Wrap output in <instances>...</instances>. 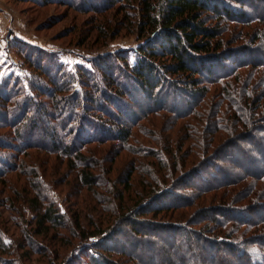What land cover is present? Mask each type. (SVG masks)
Instances as JSON below:
<instances>
[{
    "label": "trees",
    "instance_id": "obj_1",
    "mask_svg": "<svg viewBox=\"0 0 264 264\" xmlns=\"http://www.w3.org/2000/svg\"><path fill=\"white\" fill-rule=\"evenodd\" d=\"M57 1L95 13L115 5L123 18L130 16L128 24L134 23L137 35L148 39L145 46L136 49L139 56L131 66L120 52L94 58L92 71L78 67L77 76L61 69L53 77L42 65L32 64L37 72L29 84L35 91L24 94L20 101L12 102L11 94L5 99L13 105L4 107L12 115L13 107L19 109L25 101L17 120L4 117L14 134L23 137L29 130H40L42 137L28 143L62 160L73 173V180L93 193L97 210L102 206L107 210L100 213L106 216L103 221H110L107 227L97 224L89 231L79 219L71 225L52 205L40 206L36 197L35 201L29 198L37 211L36 234L66 228L75 238L96 236L97 242L91 247L107 254H126L124 247L116 246L123 244L118 239L122 238L129 245L136 244L137 250L143 249L137 254L133 249L127 253L137 264H147L143 261L146 255L149 261L151 255L161 259L160 251L162 264H264V204L251 205L252 215L247 208L249 202L264 200V138L257 134H264V9L260 8L264 0ZM239 40L241 43L234 45ZM16 45L19 50L42 52L26 42ZM174 95L177 104L190 101L198 108L193 112L197 115L193 117L195 123L188 122L183 138L189 142L185 153H193L187 169L186 161L167 143L160 152L130 144L132 127H137L140 119L126 99H134L144 116L145 111L166 109L163 101L174 100ZM36 114L38 119L33 117ZM26 127L28 130H24ZM108 142L156 160L139 164L144 193H139L136 204L126 208L120 204L123 195L115 191V182L108 177L110 169L105 166L106 160L112 162L119 152L99 157L89 147ZM217 160L234 164L241 171L236 175L221 168ZM208 169H215L218 175L206 176ZM175 172H179L177 177ZM130 177L129 173L128 180ZM110 194L117 196L119 203L111 201ZM205 194L212 195L211 205H197L191 212L173 216L165 225L141 217L186 211ZM259 211L262 213L255 216ZM139 233L142 238L135 239L133 234ZM147 236L158 240H146ZM227 255L232 261L225 260ZM89 258L92 264H100L99 259Z\"/></svg>",
    "mask_w": 264,
    "mask_h": 264
},
{
    "label": "rangeland",
    "instance_id": "obj_2",
    "mask_svg": "<svg viewBox=\"0 0 264 264\" xmlns=\"http://www.w3.org/2000/svg\"><path fill=\"white\" fill-rule=\"evenodd\" d=\"M47 1L36 3L29 0H0V264H92L89 257L99 259L100 264V260L110 261L113 264H137L127 257V253L133 249L132 252L136 251L137 254L143 249L137 250L136 244L131 242L132 245H129L122 238L118 239L123 244L117 242L116 246L124 247L126 254H107L101 249L94 250L91 247L94 242H97L96 236H89L87 239L75 238L66 228L50 230L47 235L36 234L37 224L34 212L37 213V211L34 210L29 198L34 200L36 197L37 204L39 203L40 206L52 205L64 217V221L71 225L75 224L76 218L79 219L80 224L89 231L95 229L97 224L102 228L107 227L110 221H103L106 216L100 213H105L107 210H104L103 206L101 210L100 208L97 210L99 205L93 193L73 180V173L66 169L62 160L46 153L45 148H38L37 144L35 146L28 143L42 137L40 130L35 128L32 131H24L23 137L14 134L13 128L8 126L5 118L9 121L17 120L19 113L23 111L25 101L19 109L13 107L15 114L12 115L5 111V108H11L13 105L5 99L11 94L12 102L20 101L24 94L35 91L29 84V80H32L37 72L35 67L31 66L32 64L42 65L53 77L61 69L65 73L77 76L78 67L92 71L91 63L94 58L120 52L131 66L139 56L136 49L145 46L144 43L148 39L137 35L134 23L128 24L130 16H126L127 19L123 18L122 13L116 12L115 5L95 13L90 12V9H74L67 5V1ZM98 6H101L100 3ZM260 8L264 9V4H260ZM21 41L36 46L42 52L35 53L30 48L22 47L19 50L16 43ZM238 43H241L240 40L234 45ZM38 67L41 68V66ZM60 77L61 75L58 79ZM37 79L35 80L38 82L42 81L40 78ZM43 85L46 86L47 83ZM213 87H210L211 90ZM183 96L187 98L185 94ZM41 98L46 99L44 96ZM131 99L127 98L126 102L130 103V107L136 111L137 119H140L137 127H132L133 136L131 142L129 141L132 147L160 152L162 146H166L165 143H167L181 159L186 161L185 168H189L191 166L189 160L193 153L190 155L185 153L189 142H185L183 138L188 122L195 123L193 117H197L195 115L197 106L190 101L185 103L187 105L177 104L175 96L174 100L168 98L163 101L166 109L145 111L144 116H141L142 113L133 102L134 99ZM86 104L83 102V105ZM125 109L129 110L126 107ZM194 111L196 112L193 113ZM12 116H15V119ZM33 117L39 118L37 114ZM123 120L129 121L128 118ZM30 122L28 128H30ZM257 134L260 138H264L261 131ZM89 147L94 148L99 157L106 152H119L112 162H107L108 160L105 162V166L110 169L108 177L115 182V191L123 195L120 202L123 207L136 204L139 193H144L142 192L144 184L141 180L142 167L139 164L153 163L156 161L155 158L137 155L132 149H130L131 152L120 150L115 142L90 144ZM168 151L166 148V152ZM163 155L167 156L164 153ZM216 163L236 175L241 171L231 163L218 160ZM259 166L263 167L262 162ZM179 172H175V176H178ZM129 173L131 177L128 180ZM211 173L218 175L215 169H208L206 176ZM252 182L253 180L249 183L252 184ZM125 185L129 188L126 189ZM241 187L246 188L238 186V188ZM96 190L105 193L102 189ZM211 196V194L199 196L197 203L186 211L178 209L171 211L172 214L170 211H162L153 217L149 213L141 217H145L150 222L165 225L171 222L170 218L173 216L178 217L181 213L191 212L197 205H211ZM109 198L119 203L117 196L115 198L113 194H110ZM256 202L264 204V200L257 199L255 202H249L248 210ZM253 212L249 210L248 214L252 215ZM259 212L254 213L255 216L262 213ZM165 233L163 232L161 236ZM133 235L135 239H141L143 236L140 233ZM149 238L147 236L146 240H158ZM82 247L87 248L82 250ZM127 247L128 250H126ZM146 253L150 254L148 251ZM158 256L162 259V251ZM145 257L143 261L147 264H162L160 258L154 259L151 255L152 260L149 261L147 255ZM225 260L232 261V258L227 255ZM232 264L235 263L232 262Z\"/></svg>",
    "mask_w": 264,
    "mask_h": 264
}]
</instances>
